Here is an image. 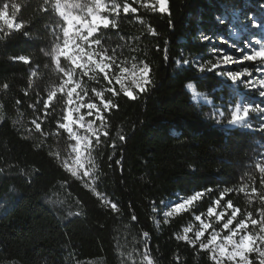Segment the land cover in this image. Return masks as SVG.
<instances>
[{
	"label": "trees",
	"instance_id": "1",
	"mask_svg": "<svg viewBox=\"0 0 264 264\" xmlns=\"http://www.w3.org/2000/svg\"><path fill=\"white\" fill-rule=\"evenodd\" d=\"M115 2L121 5L120 14L109 19L116 20V27L100 30L107 55L115 49L117 63L130 69L148 63L152 84L146 91L134 90V100L122 92L115 98L118 108L106 114L104 147L92 154L97 179L89 187L63 167L67 134L51 135L64 114V99L54 98L50 118L42 103L60 83L51 57L41 52L51 50L60 17L40 12L43 0H0V9L5 3L19 4L15 17L9 7V18L24 24L23 30L13 29L9 38L0 40V264H147L145 244L154 264H212L207 249L177 237L190 228L187 234L194 238L200 227L197 215L209 224L222 223L215 214L224 209L215 201L225 188L239 187L242 177L253 176L257 190H264L255 168L264 159V130L259 126L264 117L250 113L251 128L228 126L231 112L226 101L246 92L218 76L221 67L200 70L216 63L201 32L210 39L232 41V10L247 6L259 11L257 2L168 0L170 15L158 11L156 0ZM124 3L137 11L123 13ZM0 30L9 32L3 22ZM19 55L30 57L29 63L9 59ZM81 83L88 90L85 103L98 99L92 88L120 91L115 79L109 85L85 76ZM188 84L213 102L225 103L223 116L193 101ZM104 95L112 98L110 92ZM245 97L264 106L259 98ZM33 120L41 123L40 130ZM205 189L211 191L187 209L171 217L164 214L172 199H187ZM101 196L117 203L119 211H111ZM229 199L259 218L258 198L249 202L244 192H230L221 203ZM211 231L201 239L206 242Z\"/></svg>",
	"mask_w": 264,
	"mask_h": 264
},
{
	"label": "snow or ice",
	"instance_id": "2",
	"mask_svg": "<svg viewBox=\"0 0 264 264\" xmlns=\"http://www.w3.org/2000/svg\"><path fill=\"white\" fill-rule=\"evenodd\" d=\"M156 4H158V11L160 13H169L167 7L168 0H156ZM9 7L12 10L11 16L15 17L20 5L5 3L2 9H0V21L9 30V32L0 34V40L9 38L11 30H23L24 28L22 22L15 23L9 18ZM152 7L155 9L156 5ZM39 11L43 13L52 11L60 17V22L57 24L59 32L55 29L52 32L55 40L51 42V50L45 51V49H41L44 55L51 57L56 71L61 74L59 86L49 91L47 99L42 101L45 117H51V113L48 111L50 105L53 111H55V105L52 103L54 98L57 100L63 98L65 103L64 114L57 119L56 130L51 135L59 136L62 133L67 134L68 154L71 159L63 160V167L72 176L87 178V181L92 183L97 179V172L94 171L95 161L92 154L93 152H99L104 147L102 137H108L106 114L118 108L115 98L120 95V92L130 99L134 100L137 98L132 90L125 87L124 80L122 79L123 76L128 74L129 69L126 66H122L124 62L117 63L115 49L111 50L112 55H107L109 49L104 47L102 43L104 37L100 35L101 28L116 27V20H110L109 16H118L121 11V5L116 3L115 0H112L111 3H105V0H71V2L70 0H43ZM122 11L125 14L130 11L135 13L137 9L131 7L128 3H124ZM169 24L171 26V20H169ZM251 26L254 28L261 27L255 18H251ZM24 35L28 36V33L24 32ZM210 38V36L201 32L200 39L209 40ZM256 44L260 45L258 50L252 48L250 44L247 45V47L251 48L250 54L244 48H237V51L243 53L241 61L259 62V66L255 68V71L260 73V76H253L252 69L247 67L243 68L242 71H227L217 74L230 78L234 85L239 81L244 89L249 91L255 89L260 97H264V42L256 40ZM232 47L236 48V45L233 44ZM212 51L219 56V53L223 50L213 49ZM9 59L25 63H29L30 61V57L26 55L10 56ZM165 59H167V48H165ZM62 60L65 63L62 64ZM237 62L232 56L224 54L217 59L216 63L210 64V66L208 64L202 65L200 70L202 72L205 69L212 71L221 63L229 64ZM184 63L187 64L189 61L185 60ZM197 63H199L198 60ZM34 71L35 69H33ZM150 71L148 63L140 65L139 80L136 81L140 92L146 91V86L152 84L149 76ZM132 73L135 77V66H133ZM85 76L91 80L103 79L109 85L115 79V82L120 85V91L118 92L113 88H101L100 90L92 88L91 91L94 97L98 99L96 102L85 103L83 97L88 94V90L81 83L82 78ZM245 76L248 79H241ZM3 87L4 89H8L9 85L5 83ZM105 92H110L112 98H106ZM57 93H60V97H57ZM227 103L231 112V118L227 121L230 127L243 126L251 128L252 125L247 119L250 113H256L264 117V107H261L260 104L253 106L251 103H235L233 108L231 107V101ZM81 108L87 109V116L91 117V119L85 121L84 116L80 115ZM74 113L76 114L75 118ZM219 115L223 116V113L221 112ZM217 122L219 123V121ZM32 123L37 130H40L41 123H38L36 120H33ZM259 126L260 129L264 130V119L261 120ZM119 139L123 141L125 137L120 136ZM111 147L115 149V141H113ZM116 163L119 164L120 161H116ZM255 168L259 170L260 188L264 189V159L257 162ZM245 179L247 183L244 182ZM209 191L211 189H205L203 193L197 192L194 196L184 199L183 202L176 203L172 210L165 213V215L171 217L174 213L185 210L192 201ZM230 192H244L248 196L249 202L258 198L261 202V207L256 209L259 218H256L251 211L242 212L240 208L233 205L230 199L222 204L223 198ZM97 195L99 196L100 194L97 193ZM101 199L111 211H119L117 203L111 202L103 196H101ZM215 204L220 205L224 209V211L215 214V220L222 223L219 225L209 224L203 221L201 216L197 215L195 219L200 221V227L199 230L195 231L194 238L187 234L191 229L185 228V235L178 236L177 239L187 241L190 245L198 244L199 249H207L212 264H264V190H257L255 178L253 176L242 177L239 187L225 188L220 192ZM213 212L214 208L210 207L208 215L211 217ZM132 219H136L135 215H133ZM249 225L252 226L251 230L249 229ZM217 227H219V231H217ZM209 228L212 231L205 242L201 238L204 237L205 231ZM224 230H227V234L221 235ZM143 235L147 240L149 234L145 232ZM253 254H255L254 259L252 258ZM143 255L144 259L147 260V264H154L147 250V244H145Z\"/></svg>",
	"mask_w": 264,
	"mask_h": 264
},
{
	"label": "rangeland",
	"instance_id": "3",
	"mask_svg": "<svg viewBox=\"0 0 264 264\" xmlns=\"http://www.w3.org/2000/svg\"><path fill=\"white\" fill-rule=\"evenodd\" d=\"M251 2H257V5L259 6V11H253L249 8H247V6H245V8H240V9H233L232 10V19H231V23L228 25V30H229V37L231 38L232 41H228L225 38H212L207 40L209 42V52L212 53L214 59L217 61V59L219 57H222L224 54H228L230 56L233 57V59L235 61H238L237 63H229V64H223L221 63L218 67H221L222 70L218 71L219 72H227V71H242L243 68H250L253 71V76H260L261 74L255 71V68L257 66H259V62L258 61H241L242 52L237 51V48H244L246 52H251V48L247 47L248 44H250L252 46V48H256L257 50L259 49L260 45L256 44V40H260L262 42H264V0H249ZM157 9H158V4H157ZM245 11V13H243ZM251 18H255L257 19V21L260 23L261 27L260 28H254L251 26ZM2 22V21H0ZM253 37H255V39H253ZM247 42V44H246ZM236 45V48L232 47V45ZM213 49H222L223 51L219 53V56L214 53L212 50ZM129 72L128 74H126L125 76L122 77V79L124 80V85L126 88L130 89L133 91L134 90L137 92H140L137 88V83L136 81L139 80V68L136 69V74L135 77L133 76L132 73V69L128 68ZM218 75V74H217ZM220 76V75H218ZM220 77H224L227 78L229 80V82H231V84H233V82L231 81L230 78L226 77V76H220ZM241 79H248L247 76L242 77ZM142 83V81H141ZM234 85V84H233ZM236 86H238L239 88H241L243 91H245L246 93L242 94V93H237L236 94V100L232 101L231 98L228 99L226 101V104L228 105V110L229 109V104L227 102L231 101V107L234 108L235 103H251L253 106H255L256 104H260V103H256L255 101L246 98L245 96H252L253 98H259L260 102H264V97H260L258 92H256L255 89L253 90H246L243 88L242 85H240L239 81H237L235 83ZM186 89H188L187 91H189L190 95H191V99L195 102H199L202 104H206L208 106H210L213 110V112L215 114H218V116H220L219 114L222 112L223 110L222 105H225V103L223 102H218L215 103L212 101V99L210 97H208L207 95L200 93V95H196L194 92H196L193 88V86L191 84H188L186 86ZM199 93V92H198ZM261 107H264L262 104H260ZM80 115L84 116L85 121H87L88 119H91V117L87 116V109L86 108H81L80 110ZM76 114L74 113V118H75ZM248 122L250 120V118L248 117ZM243 127V126H242ZM83 131V130H81ZM65 159H71L70 155L66 154ZM81 180H83L85 183H87V185H89V187L92 186V183H89L87 181V178H81L79 176H75ZM186 198H182V197H176L174 199H172L167 206V210L165 211V213L169 212L172 210V208L175 206L176 203H181L183 202V200ZM189 206H187L185 209H187ZM164 213V214H165ZM179 213V212H176ZM175 214V213H174ZM206 223H208L207 221H205ZM252 226L249 225V229L251 230ZM225 232H222L221 235H226L227 234V230H225ZM254 255L253 254V259H254Z\"/></svg>",
	"mask_w": 264,
	"mask_h": 264
},
{
	"label": "bare ground",
	"instance_id": "4",
	"mask_svg": "<svg viewBox=\"0 0 264 264\" xmlns=\"http://www.w3.org/2000/svg\"><path fill=\"white\" fill-rule=\"evenodd\" d=\"M190 91V90H189ZM196 95H200V93H198V92H194Z\"/></svg>",
	"mask_w": 264,
	"mask_h": 264
},
{
	"label": "built area",
	"instance_id": "5",
	"mask_svg": "<svg viewBox=\"0 0 264 264\" xmlns=\"http://www.w3.org/2000/svg\"><path fill=\"white\" fill-rule=\"evenodd\" d=\"M245 128V127H244ZM257 161L259 160V158L256 159Z\"/></svg>",
	"mask_w": 264,
	"mask_h": 264
}]
</instances>
